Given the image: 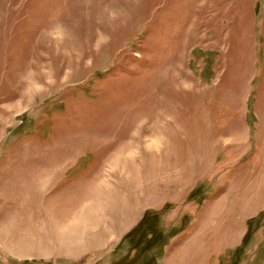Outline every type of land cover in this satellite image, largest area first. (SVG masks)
I'll use <instances>...</instances> for the list:
<instances>
[{
  "label": "rangeland",
  "instance_id": "374dc122",
  "mask_svg": "<svg viewBox=\"0 0 264 264\" xmlns=\"http://www.w3.org/2000/svg\"><path fill=\"white\" fill-rule=\"evenodd\" d=\"M53 146L79 153L60 185L72 194L110 169L56 218L60 240L96 227L115 175L136 223L194 212L160 226L177 230L169 247L193 234L163 264H231L246 232L237 264H264V0H0V194L18 181L22 198L35 166L63 156Z\"/></svg>",
  "mask_w": 264,
  "mask_h": 264
},
{
  "label": "crops",
  "instance_id": "0c3cea01",
  "mask_svg": "<svg viewBox=\"0 0 264 264\" xmlns=\"http://www.w3.org/2000/svg\"><path fill=\"white\" fill-rule=\"evenodd\" d=\"M245 108L248 114V107L245 106ZM240 122L242 124L244 119L241 118ZM48 150L51 154L63 156L58 158L59 161L55 159V156L47 163L35 166V170L29 173L30 180L26 186V193L21 194L22 198L19 199V194H15L25 189V185L18 181L13 182L12 187L5 191L7 194L3 196L0 194L6 208L4 212H0V250L4 253V257L8 256L17 260L42 259L68 264H110L112 253L119 245V241L137 224V218H132V213L125 214L122 210L126 199L125 194L116 188L115 175L114 179H110V185L106 184V206L101 212L99 211L100 219L96 227L91 229L92 231L84 229L81 233L77 228H74L73 232L62 229L59 235L64 240H60L54 232L56 218L63 216L70 219L71 214L90 201L94 187L102 181L105 170L109 169V162L98 169L97 173L86 175L88 177H85V183L93 180L92 185L88 187V193L83 194V188H79L72 194L73 190L63 189L60 185L68 176V172L78 166L79 153L66 147L53 146ZM110 173L112 172H108V175ZM142 189L143 186L139 188V191L141 192ZM119 199L120 202H118ZM176 208H179L178 211H175ZM167 211L168 214L165 217L161 216L160 226L171 227L176 217L182 218L191 212L181 210L180 206L169 208ZM171 213L172 215L168 217ZM190 215L194 217V212ZM192 235L185 237L182 242L180 239L170 247L165 245L159 263L163 264L170 256L173 260L176 249L191 242ZM173 240L168 241L172 243ZM205 242L203 238L201 243L204 248Z\"/></svg>",
  "mask_w": 264,
  "mask_h": 264
},
{
  "label": "trees",
  "instance_id": "16d2710c",
  "mask_svg": "<svg viewBox=\"0 0 264 264\" xmlns=\"http://www.w3.org/2000/svg\"><path fill=\"white\" fill-rule=\"evenodd\" d=\"M167 207L163 208L162 210L166 209ZM162 210L145 211L143 217L128 233L123 236L118 245H124L125 242H127L128 245L126 247L129 250L134 251L133 254L130 255L129 252H127L126 254L120 256L117 260H113V262H110V264H136L137 257L140 255L142 256V252H147L153 247V245L159 246L157 255L147 256L145 254V257H143L142 260L137 264H154L157 258L158 260H160L164 253V247L168 241V238L177 231L174 228H171L169 232L165 233L164 230L162 231L160 229L162 216V213L160 212ZM248 236L249 232H246L241 243L237 245L232 251L231 255L232 257H234V260L231 264H237V259L241 255H243ZM115 251L116 250H114L113 252Z\"/></svg>",
  "mask_w": 264,
  "mask_h": 264
}]
</instances>
